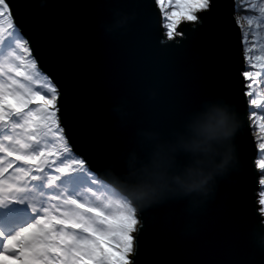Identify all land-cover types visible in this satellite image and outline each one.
<instances>
[{
	"label": "water",
	"instance_id": "water-1",
	"mask_svg": "<svg viewBox=\"0 0 264 264\" xmlns=\"http://www.w3.org/2000/svg\"><path fill=\"white\" fill-rule=\"evenodd\" d=\"M17 24L40 70L64 92L73 110L62 126L74 152L99 178L102 161L117 147L114 105L126 101V130L166 129L209 97L236 109L238 170L218 182L203 213L186 229L180 202L152 208L135 234V264H264L250 240L259 215L257 147L248 116L243 45L234 0H213L203 24L183 22L160 43L162 17L155 0H13ZM126 17L114 31L117 15Z\"/></svg>",
	"mask_w": 264,
	"mask_h": 264
},
{
	"label": "snow or ice",
	"instance_id": "snow-or-ice-1",
	"mask_svg": "<svg viewBox=\"0 0 264 264\" xmlns=\"http://www.w3.org/2000/svg\"><path fill=\"white\" fill-rule=\"evenodd\" d=\"M213 0H155L161 44L183 37V22L203 24ZM242 43L251 70L245 96L264 110V0L246 4ZM124 23V22H123ZM239 24V20H237ZM111 32L120 25H107ZM250 38V39H249ZM73 99L40 70L17 24L13 0H0V264H135L143 223L73 150L62 126ZM264 112H251L264 154ZM264 185V159H257ZM258 212L264 217V191ZM261 221H264L262 219Z\"/></svg>",
	"mask_w": 264,
	"mask_h": 264
},
{
	"label": "clouds",
	"instance_id": "clouds-1",
	"mask_svg": "<svg viewBox=\"0 0 264 264\" xmlns=\"http://www.w3.org/2000/svg\"><path fill=\"white\" fill-rule=\"evenodd\" d=\"M126 17L117 15L113 25ZM107 30V27H106ZM117 147L101 163V180L111 199L143 212L180 202L185 228L205 210L218 182L240 167L235 138L240 118L222 96L209 97L166 129L136 128L127 135L131 113L126 101L114 105ZM254 249L264 255V221L250 231Z\"/></svg>",
	"mask_w": 264,
	"mask_h": 264
},
{
	"label": "rangeland",
	"instance_id": "rangeland-1",
	"mask_svg": "<svg viewBox=\"0 0 264 264\" xmlns=\"http://www.w3.org/2000/svg\"><path fill=\"white\" fill-rule=\"evenodd\" d=\"M240 1H242L243 2V0H240ZM249 1L251 2V0H248V2L247 3H249ZM235 4H236V0H235ZM242 9V8H241ZM253 13H251L250 11H248V12H242V11H240V10H238L237 9V11H236V14H235V19H236V21L237 20H239V26H240V28L242 27V25L243 24H246L245 23V19H246V16H248V15H252ZM162 17V16H161ZM161 23H162V21H161ZM246 26V25H245ZM243 28V27H242ZM244 29V28H243ZM246 30V29H245ZM244 45H243V49H244ZM244 70H247V69H244ZM247 83H248V81H246V85H247ZM248 89H246L245 90V92L247 91ZM249 97H247V99H248ZM253 111H255L256 113H257V115H262V112H264V110H261V109H259V110H252V109H249L248 110V116H249V119H250V124H251V130H252V134H253V136H254V139H255V142H256V144H257V142H258V139H259V132H258V130H257V128L255 127V123H254V120L252 119V118H250L251 117V112H253ZM262 118H264V117H262ZM258 155V156H257ZM257 155H256V157H255V161L260 157V155L258 154V152H257ZM262 156V155H261ZM262 173L260 172L259 173V178H260V175H261ZM261 191H264V186H262V185H260L259 184V186H258V190H257V194H258V197H257V200H259V193L261 192ZM259 207H260V205H259Z\"/></svg>",
	"mask_w": 264,
	"mask_h": 264
},
{
	"label": "trees",
	"instance_id": "trees-1",
	"mask_svg": "<svg viewBox=\"0 0 264 264\" xmlns=\"http://www.w3.org/2000/svg\"><path fill=\"white\" fill-rule=\"evenodd\" d=\"M247 2H248V0H243V2L242 1H240V0H236V7H237V9L238 10H240V11H242V12H248V11H250V10H248L247 8H246V4H247ZM250 2V1H249ZM242 8V9H241ZM246 24H243L242 25V27L244 28H242L241 27V34H242V39H243V31L247 28V26H245ZM250 39V38H249ZM244 45V44H243ZM245 46V45H244ZM244 50V49H243ZM245 69H247V70H251L250 69V67H248L247 65H246V62H245ZM248 108L249 109H252V110H259V109H253V108H251V106H249L248 105ZM258 149V148H257ZM258 154L260 155V157L258 158V159H264V154H262L261 153V150L260 149H258ZM262 155V156H261ZM258 156V155H257ZM256 162V161H255ZM257 169V168H256ZM258 170V172H261L259 169H257ZM262 186H264V185H262ZM259 205V204H258ZM264 218V217H263Z\"/></svg>",
	"mask_w": 264,
	"mask_h": 264
}]
</instances>
